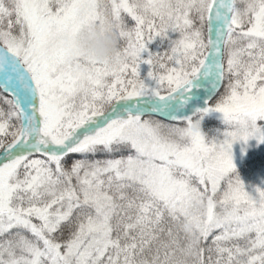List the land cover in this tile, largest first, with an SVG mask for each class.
I'll use <instances>...</instances> for the list:
<instances>
[{"label": "snow or ice", "instance_id": "6c2138e0", "mask_svg": "<svg viewBox=\"0 0 264 264\" xmlns=\"http://www.w3.org/2000/svg\"><path fill=\"white\" fill-rule=\"evenodd\" d=\"M93 23L114 62L78 54ZM250 140L264 0H0V264H264Z\"/></svg>", "mask_w": 264, "mask_h": 264}, {"label": "clouds", "instance_id": "9594fccd", "mask_svg": "<svg viewBox=\"0 0 264 264\" xmlns=\"http://www.w3.org/2000/svg\"><path fill=\"white\" fill-rule=\"evenodd\" d=\"M75 47L81 57L98 64L111 63L122 48V40L110 25L93 23L83 26L74 37Z\"/></svg>", "mask_w": 264, "mask_h": 264}, {"label": "rangeland", "instance_id": "374dc122", "mask_svg": "<svg viewBox=\"0 0 264 264\" xmlns=\"http://www.w3.org/2000/svg\"><path fill=\"white\" fill-rule=\"evenodd\" d=\"M210 125H214L217 127H221L219 121L216 120L215 116L206 117L204 121H202V130L205 132L210 131ZM241 146L239 144L233 146L234 156L238 157L240 155ZM258 153H264V143L257 144L255 140H250L247 146V156L252 157L257 155ZM238 170L240 171L241 177L244 182L250 184H259L261 179H264V167L260 168L255 175H249L247 170L240 164V161L235 160Z\"/></svg>", "mask_w": 264, "mask_h": 264}]
</instances>
